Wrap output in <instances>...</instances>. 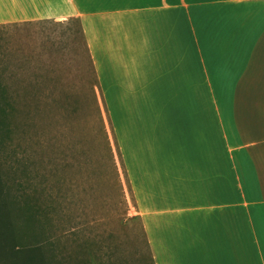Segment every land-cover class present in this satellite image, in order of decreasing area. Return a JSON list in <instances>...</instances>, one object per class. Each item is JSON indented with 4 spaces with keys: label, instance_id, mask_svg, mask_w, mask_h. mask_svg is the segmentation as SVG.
<instances>
[{
    "label": "crops",
    "instance_id": "obj_1",
    "mask_svg": "<svg viewBox=\"0 0 264 264\" xmlns=\"http://www.w3.org/2000/svg\"><path fill=\"white\" fill-rule=\"evenodd\" d=\"M69 17L109 98H157L173 128L135 181L145 114L122 110L152 264H264V0H0V25Z\"/></svg>",
    "mask_w": 264,
    "mask_h": 264
},
{
    "label": "rangeland",
    "instance_id": "obj_2",
    "mask_svg": "<svg viewBox=\"0 0 264 264\" xmlns=\"http://www.w3.org/2000/svg\"><path fill=\"white\" fill-rule=\"evenodd\" d=\"M0 83L29 105L0 110V196L10 221L0 264H13L12 244L35 247L46 264H152L124 167L122 110L145 114L129 144L139 181L154 134L173 135L157 98L110 99L74 17L0 25Z\"/></svg>",
    "mask_w": 264,
    "mask_h": 264
},
{
    "label": "trees",
    "instance_id": "obj_3",
    "mask_svg": "<svg viewBox=\"0 0 264 264\" xmlns=\"http://www.w3.org/2000/svg\"><path fill=\"white\" fill-rule=\"evenodd\" d=\"M29 107L27 101L19 97L15 92L13 96L8 94L7 88L4 87L3 84L0 83V110H17L27 111ZM6 201L5 199H1L0 196V239L3 241L4 247L6 249L7 242L5 237L8 236L7 226L10 225V221L7 222V213L5 210ZM35 215L32 217L34 218ZM1 242V241H0ZM9 246L7 248V253L5 257H8L9 261L13 262V264H46L45 261L42 260L41 256L35 253L37 249L35 247H20ZM18 247V248H17ZM11 264V263H10Z\"/></svg>",
    "mask_w": 264,
    "mask_h": 264
}]
</instances>
